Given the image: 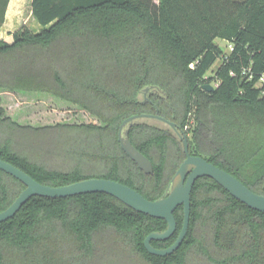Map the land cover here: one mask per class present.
I'll return each instance as SVG.
<instances>
[{
	"label": "trees",
	"instance_id": "16d2710c",
	"mask_svg": "<svg viewBox=\"0 0 264 264\" xmlns=\"http://www.w3.org/2000/svg\"><path fill=\"white\" fill-rule=\"evenodd\" d=\"M5 5L0 0V25ZM31 12L39 31L21 27L0 40V87L50 92L104 126L31 130L0 108V135H6L0 136V159L42 184L99 177L154 200L167 194L168 171L178 166L182 150L171 147V131L135 121L129 139L153 167L144 174L121 150L118 127L140 113L182 129L194 117L190 153L264 195V87L254 86L264 70V0H31ZM248 68L252 80L242 73ZM205 84L214 89L204 90ZM23 188L0 170V211ZM173 215L174 233L152 246L176 239L182 206ZM165 228L163 219L105 193L33 196L0 222V264H264V213L208 177L192 186L181 245L164 256L148 253L144 238Z\"/></svg>",
	"mask_w": 264,
	"mask_h": 264
},
{
	"label": "water",
	"instance_id": "95a60500",
	"mask_svg": "<svg viewBox=\"0 0 264 264\" xmlns=\"http://www.w3.org/2000/svg\"><path fill=\"white\" fill-rule=\"evenodd\" d=\"M202 88L206 91H212L214 89L210 84H205ZM148 89L149 87H145L143 90L147 91ZM139 118H154L166 123L175 131L182 141L184 159L175 170L169 184V190L165 196L150 200L126 184L99 177L85 178L61 186H50L37 182L20 168L0 159V170L11 175L24 185V188L10 205L0 211V222L13 217L21 206L33 196L65 198L87 193H105L116 198L136 212L146 214L150 217L163 219L166 222L165 230L150 232L143 241L144 247L148 253L157 256H164L174 252L181 245L186 236L190 218V194L192 186L198 178L208 177L214 180L241 203L264 213V195L252 191L238 178L207 161L203 157L191 155L189 152L187 136L184 131L179 129L175 122L158 114H134L125 118L118 127L117 140L121 150L144 174L149 175L153 173L152 163L149 158L132 144L128 135L129 126L134 120ZM125 125L129 126L125 130H122ZM178 206H182L183 218L182 226L176 239L173 243L164 248H156L152 246V240H166L176 230V221L173 212Z\"/></svg>",
	"mask_w": 264,
	"mask_h": 264
},
{
	"label": "rangeland",
	"instance_id": "374dc122",
	"mask_svg": "<svg viewBox=\"0 0 264 264\" xmlns=\"http://www.w3.org/2000/svg\"><path fill=\"white\" fill-rule=\"evenodd\" d=\"M10 30L12 31V29H2L0 31V40H8L11 33ZM6 34H8V36H6ZM215 41L224 51L228 50L227 42L218 38ZM220 63L221 61L217 60L207 72V75H213L214 70ZM7 82H11L10 79H7ZM0 108L3 110L4 116L8 117L16 125L31 130L45 127H57L59 125L94 124L104 126V123L90 111L50 92L0 87ZM136 122L171 131L176 141L174 142L175 145L171 144V147L173 149H181V140L174 130L166 123L153 118H139ZM194 124V117H191L184 128V130H188V137H191ZM2 138H6V135L3 134V136H1V139ZM202 149L204 151H209L207 148ZM176 168L177 166L174 167L172 171H168V182L173 176ZM169 169H171V167Z\"/></svg>",
	"mask_w": 264,
	"mask_h": 264
},
{
	"label": "crops",
	"instance_id": "0c3cea01",
	"mask_svg": "<svg viewBox=\"0 0 264 264\" xmlns=\"http://www.w3.org/2000/svg\"><path fill=\"white\" fill-rule=\"evenodd\" d=\"M21 27H27L35 32L42 28L32 15L31 0H6L0 31L12 29L10 32H14Z\"/></svg>",
	"mask_w": 264,
	"mask_h": 264
},
{
	"label": "built area",
	"instance_id": "2783aa9c",
	"mask_svg": "<svg viewBox=\"0 0 264 264\" xmlns=\"http://www.w3.org/2000/svg\"><path fill=\"white\" fill-rule=\"evenodd\" d=\"M227 44H228V50L225 51L226 53L232 51V45L229 44V43H227ZM242 73L243 74H247L248 80H250V79L252 80L253 77H254V74L252 73V71L250 73L249 68L248 69H243ZM231 74H232V72H231ZM215 86H216V84H215ZM254 86L255 87H259V88H263L264 87V70L258 75V78L256 79ZM260 94L264 95V89L261 91Z\"/></svg>",
	"mask_w": 264,
	"mask_h": 264
},
{
	"label": "flooded vegetation",
	"instance_id": "af4514ba",
	"mask_svg": "<svg viewBox=\"0 0 264 264\" xmlns=\"http://www.w3.org/2000/svg\"><path fill=\"white\" fill-rule=\"evenodd\" d=\"M149 91V89L147 90V91H142L143 92V96H144V98H145V95H146V93ZM154 119V118H153ZM136 120H138V119H136ZM136 120H134L133 122H132V124H134V122L136 121ZM132 124L129 126V125H125L124 127H123V129L122 130H125L128 126H129V129L131 128V126H132ZM177 127L179 128V126L177 125ZM179 129H181V130H183L184 131V133L186 134V136H187V140H188V135H187V133L185 132V130L184 129H182V128H179ZM175 132V131H174ZM178 136V135H177ZM179 137V136H178ZM179 139H180V137H179ZM181 140V139H180ZM188 147H189V144H188ZM181 150H182V141H181ZM190 152V151H189ZM182 154H183V158H182V160L180 161V163L183 161V159H184V153H183V151H182ZM191 154V153H190ZM191 155H193V154H191ZM196 156H199V155H196ZM202 157V156H201ZM205 159V158H204ZM180 163L178 164V166L180 165ZM178 166H177V168H178ZM176 168V169H177ZM175 173V172H174ZM174 175V174H173ZM173 177V176H172ZM171 177V178H172ZM170 181H171V179H170ZM170 181L167 183V186H166V188H167V192H168V190H169V184H170Z\"/></svg>",
	"mask_w": 264,
	"mask_h": 264
}]
</instances>
